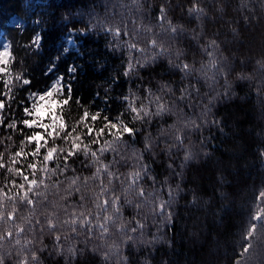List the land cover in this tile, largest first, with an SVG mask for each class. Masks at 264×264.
I'll return each mask as SVG.
<instances>
[{"label":"trees","instance_id":"trees-1","mask_svg":"<svg viewBox=\"0 0 264 264\" xmlns=\"http://www.w3.org/2000/svg\"><path fill=\"white\" fill-rule=\"evenodd\" d=\"M70 29L79 51L64 56ZM0 31V155L36 182L0 168V264H264V226L250 231L264 216V0H0ZM70 62L67 132L33 175L32 157L10 163L35 147L26 97L67 81ZM85 109L101 113L92 135Z\"/></svg>","mask_w":264,"mask_h":264},{"label":"snow or ice","instance_id":"snow-or-ice-1","mask_svg":"<svg viewBox=\"0 0 264 264\" xmlns=\"http://www.w3.org/2000/svg\"><path fill=\"white\" fill-rule=\"evenodd\" d=\"M72 36L69 38L68 43H73L72 37L77 35L75 30L70 29ZM80 35H85V33H79ZM38 41L41 42L42 37L39 35L36 38ZM38 47V45H37ZM70 49H64V56H67L70 53ZM2 53V57H7V59H3L0 57V84L4 85L3 89H0V95L3 96H10V85L12 84V78L9 74V64L12 61V53L10 51L0 50ZM59 59V56L56 57ZM79 65L74 62H70L68 64V79L65 81V77L63 74L55 76V80L51 83V86L48 87L42 93H32L26 99L28 100V105L23 107L24 116L27 117L21 121L22 127L27 129H38L37 131H32L29 135H27L25 142L28 144L35 145L34 149L29 153L25 152L24 148L21 147L19 151H17L11 158L10 163L16 164L18 163V159L23 157L27 159L29 156L33 159L28 162V168L31 169L32 174L34 175L37 171V165L39 161L35 158L40 157L41 160H44L46 163H51L55 159V151L48 147V141L51 139L52 141L55 140L61 132H67V125L64 123L63 117L59 115V110L63 108L64 105L70 103L72 98V80L75 79V74L77 73ZM55 73V64L52 63L48 67V71L46 74L53 75ZM15 79L20 81L22 85H29L30 79L29 78H22L20 76H16ZM65 89H67L66 95H64ZM63 96V98H61ZM79 99L77 103H79ZM23 103V102H21ZM125 103H127L125 101ZM5 108V103L0 100V110ZM100 111L98 110L95 114H90L87 109L83 111V116L81 122L84 123L87 127V133L92 135L94 129L87 124L86 122L91 120L93 123L97 119L100 118ZM4 117L0 115V123H3ZM47 121V122H46ZM106 122L109 124L111 129H114L116 132H120L121 125L116 121L110 120L106 118ZM8 128L15 129L17 127L15 121L9 123L7 125ZM103 129L99 133L96 131V135H102ZM111 134V132H109ZM129 136H134L135 130L124 126V133ZM74 149L80 147L79 145H74ZM43 154L41 155V153ZM69 155H75V151H71ZM7 171L14 173L22 178V180L27 184L28 189H31L35 185V180L30 179L28 175L24 174V171L21 168H14L8 167L4 161L3 156L0 155V168H6ZM25 183H21L19 185L16 184L15 181H12V186L14 188H19L23 191V195L25 198H28V191L25 190ZM2 195H6L4 192H0ZM31 203V200H29ZM161 211H163V207H161ZM10 219H15L14 216H10ZM261 225L264 226V216L257 214L253 218V227L251 228V232L256 231V226ZM11 236V233H9ZM249 240H251V236H249ZM251 245L249 244V247Z\"/></svg>","mask_w":264,"mask_h":264},{"label":"rangeland","instance_id":"rangeland-1","mask_svg":"<svg viewBox=\"0 0 264 264\" xmlns=\"http://www.w3.org/2000/svg\"><path fill=\"white\" fill-rule=\"evenodd\" d=\"M25 21H23L21 18H19V17H17V16H14V17H12L11 18V20H10V22H9V25L10 26H14V27H24L25 26ZM72 36V34H69V35H67L63 40H62V42H61V49L63 50V52H64V49L65 48H68V49H70L71 51H70V53H78V51H79V45H80V42H79V40H78V35H75L74 37H72V39H73V43H71V44H69L68 43V40H69V38ZM0 50H4V51H10L11 52V46H10V43H9V41L7 40V38L4 36V33L2 32V31H0ZM0 57H2V53H0ZM3 59H7V57H2ZM11 64V63H10ZM9 64V65H10ZM9 67V66H8ZM54 81V80H53ZM52 81V82H53ZM51 82V83H52ZM51 86V84L48 86V87H50ZM47 87V88H48ZM46 88V89H47ZM45 89V90H46ZM44 90V91H45ZM43 92V91H42ZM42 92H40V93H42ZM66 89H65V92H64V95H66ZM61 98H63V96H61ZM64 106H66V105H64ZM63 106V107H64ZM63 109V108H62ZM62 109H60L59 110V115L61 114V112H62ZM24 118L26 119L27 117H25L24 116ZM47 122V121H46ZM121 129V128H120ZM31 132L32 131H37L38 129H29Z\"/></svg>","mask_w":264,"mask_h":264}]
</instances>
